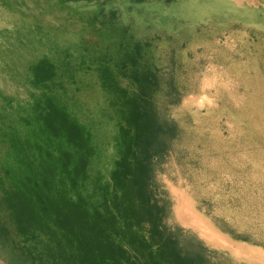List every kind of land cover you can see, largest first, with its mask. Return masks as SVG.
Listing matches in <instances>:
<instances>
[{"label": "rangeland", "instance_id": "374dc122", "mask_svg": "<svg viewBox=\"0 0 264 264\" xmlns=\"http://www.w3.org/2000/svg\"><path fill=\"white\" fill-rule=\"evenodd\" d=\"M44 93L92 130L87 191L143 240L142 260L245 264L219 253L227 241L254 255L219 222L264 241V0H0V128ZM8 187L0 264H59Z\"/></svg>", "mask_w": 264, "mask_h": 264}, {"label": "trees", "instance_id": "16d2710c", "mask_svg": "<svg viewBox=\"0 0 264 264\" xmlns=\"http://www.w3.org/2000/svg\"><path fill=\"white\" fill-rule=\"evenodd\" d=\"M44 65L35 67L37 85L51 77ZM28 105H18L15 126L0 128L7 144L0 180L10 186L7 205L17 224L46 235L48 252L59 264H159L153 255L142 260L136 243L143 240L92 201L86 188L95 154L92 130L52 94ZM121 166L113 173L117 181L127 174Z\"/></svg>", "mask_w": 264, "mask_h": 264}, {"label": "crops", "instance_id": "0c3cea01", "mask_svg": "<svg viewBox=\"0 0 264 264\" xmlns=\"http://www.w3.org/2000/svg\"><path fill=\"white\" fill-rule=\"evenodd\" d=\"M242 233L243 235L231 230V226H224V222H219V234L226 235L229 241L245 245L254 255L250 254V256L246 258H242L239 251L232 247H228V241L224 243L222 248L219 247V253H222L225 257L231 258L233 261H239L245 264H264V241L257 238L255 231L245 230V233ZM255 250L263 255L261 260L256 259Z\"/></svg>", "mask_w": 264, "mask_h": 264}, {"label": "bare ground", "instance_id": "6f19581e", "mask_svg": "<svg viewBox=\"0 0 264 264\" xmlns=\"http://www.w3.org/2000/svg\"><path fill=\"white\" fill-rule=\"evenodd\" d=\"M83 52V51H82ZM100 76V75H99Z\"/></svg>", "mask_w": 264, "mask_h": 264}]
</instances>
